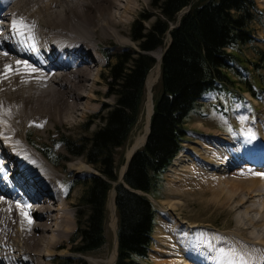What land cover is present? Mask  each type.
<instances>
[{"label":"bare ground","instance_id":"6f19581e","mask_svg":"<svg viewBox=\"0 0 264 264\" xmlns=\"http://www.w3.org/2000/svg\"><path fill=\"white\" fill-rule=\"evenodd\" d=\"M139 1L0 0V73L5 64L15 67L17 60L27 61L37 69L36 72L21 69L10 73L7 79L0 75V154L9 157L10 166L6 170L7 165L3 163L4 160H0V195L5 196L0 200V264H49L54 249L61 243L50 232L58 230L67 234L71 217L60 199L55 200L52 195L48 198L50 190L54 191L63 180L52 171V162L41 153L36 142L28 139L27 132H48L52 126L60 124L77 127L85 124L83 118L88 115V111L95 113L97 109L92 107V103L99 100L95 85L100 81L95 75V66L101 69L97 51L101 49V43L111 38L120 40L116 28L128 20L127 15L134 12ZM19 17L34 22L35 27L25 31L24 35H16L11 31V21ZM4 52L8 55H4ZM103 52L104 49L98 54L103 55ZM162 53L163 50L152 51L156 63L145 80L146 131L130 145L119 176L126 168L127 158L146 139L154 103L151 90L159 78ZM22 136L24 138L21 141ZM259 137L264 140L262 125H259ZM216 138L222 143H201L197 149L190 148L191 154L180 151L170 164V170L191 173L194 179L195 174H199L197 171L205 173L207 182L204 181V186L195 185L193 189L190 188L192 186L186 189L200 194V202L205 206L213 203L232 210L243 206L245 212H261L264 217V175H255L253 178L254 173H250L244 179L236 177L237 174L232 171L230 173V169L242 165L250 166L249 171L264 173V147L261 141H257L252 149L241 151L237 144L234 149L231 146L233 142L222 136ZM27 158L35 161V165ZM69 165L78 173L87 170L81 164ZM186 181V177L182 178L180 188H177L179 191L186 188ZM254 197L262 205L256 202L259 206H246L245 203ZM26 198L36 203L37 211L24 204ZM114 199L115 190L112 188L108 203L116 221ZM18 203L27 206L23 210L31 223L21 214ZM52 205H57L55 218L52 217ZM254 220L247 217V222L257 224V220ZM114 224L117 226V221ZM64 226L65 229L62 228ZM238 229L244 233L249 228L238 222ZM259 242L264 245V237ZM181 246V253L186 256L183 257L184 261L181 259L183 264H218L213 253L202 246ZM152 250L160 251L158 248ZM116 254L115 227L114 249L106 259L95 263L114 264Z\"/></svg>","mask_w":264,"mask_h":264},{"label":"trees","instance_id":"16d2710c","mask_svg":"<svg viewBox=\"0 0 264 264\" xmlns=\"http://www.w3.org/2000/svg\"><path fill=\"white\" fill-rule=\"evenodd\" d=\"M152 4L160 11L153 23L149 27L133 25V39L139 42L141 51L124 53L108 63L114 86L111 93L117 98L107 109L102 124L81 144L61 137L69 152L85 155L87 162L101 171L86 181L80 197L85 209L78 210L71 237L75 244L72 251L86 254L106 243L107 197L118 180L115 149L126 143L139 118L145 80L156 62L149 52L162 46L170 31L171 42L163 55L159 86L154 92L149 134L131 157L124 182L115 185L118 255L114 264H141L140 259L148 256L155 207L147 195L131 188L154 194L161 174L183 147L188 133L186 118L198 100L211 91L229 90L236 82L255 97L264 89V79L261 86L251 81L248 67L236 49L255 40L250 24L262 14L256 0H153ZM188 5L190 9L179 24L169 29L180 10ZM261 53L262 56L264 51ZM251 63L256 69L261 67L258 62ZM230 73L238 79L234 80ZM37 146L54 165L59 164L54 148ZM72 257H64L61 264H89L83 258Z\"/></svg>","mask_w":264,"mask_h":264},{"label":"rangeland","instance_id":"374dc122","mask_svg":"<svg viewBox=\"0 0 264 264\" xmlns=\"http://www.w3.org/2000/svg\"><path fill=\"white\" fill-rule=\"evenodd\" d=\"M152 2L153 0H140L134 12L127 15L128 20L118 25L116 29L119 30L120 40L111 38L108 42L100 44L99 49L100 47L101 49L97 51L96 57L100 61L101 69L98 70V66H95L96 74L94 73L100 80L95 85L98 90L99 100L92 103V107L95 110L97 109L95 113L88 111V115L83 118L85 124H80L77 127L75 125L73 128L60 124L52 126L48 132H41V130L38 133L31 130L27 132L29 140L35 141L38 145H50L55 149V153L59 155V166L53 164L51 169L63 181L59 186H56L54 191L50 190L48 198L52 195L54 199H60V203L63 204L65 211H67L66 213L71 217V224L67 234L58 232V230L50 232L52 235L54 233V237L57 238L56 241L59 239L58 242L61 243L60 246L54 249L55 253L52 255L49 264H61L66 256H73V260L78 257L83 258L89 264H96V261L106 259L115 247L116 225L114 223L117 221V212L115 209V221L108 203L109 191L106 210V243L86 254L75 253L71 249L75 245L71 241V237L76 228L77 212L79 209H85L81 205L80 197L86 188V181L94 174H101V171L97 165L87 162L85 155H76L69 152L61 143V137L72 138L78 144H81L102 124L103 116L107 109L115 104L117 98L114 93H111L114 90V86L111 83L112 78L110 77L108 63L114 62L117 57L124 53L141 51L139 42L133 39V25L142 23L145 27H149L153 23L160 11ZM256 2L262 10V14L250 24L255 40L236 49L244 60L242 63L248 67V75L251 81L254 82V85L261 86L260 81L264 79V53L263 57L261 56V51H264V0H256ZM144 16H148V18L143 19ZM168 41V34H166L164 44L154 51L163 50ZM103 49V55L98 54ZM149 54L153 56L152 51ZM107 56L112 58L107 60ZM92 58L96 59L95 56ZM252 61L258 62L261 67L256 69L252 65ZM230 76L234 80L238 79L232 73H230ZM158 86L159 79L152 86V98L154 92L158 90ZM146 90L145 86L139 118L130 132L128 140L123 146L115 149L114 156L118 176L121 167L125 163L126 153L130 145L139 135L146 131ZM241 117H247V119L242 120ZM259 125L264 127V89L261 90L259 97H255L249 90L244 88L242 83L236 82V86H231L229 90L211 91L198 100L197 105L186 118L185 127L188 133L182 141L181 152L191 154L190 148L197 149L201 143H211V141H213V144H215L214 141L222 143L216 136H222L229 142H233L231 146L236 149L238 145L241 151L252 149L257 141H261L264 147V140L259 137ZM248 129L257 134V139L251 143L245 142L244 134ZM23 138L24 136L20 140L22 141ZM28 161L35 165V161L29 159ZM72 163L74 165H84L87 170L78 173L70 168L69 164ZM171 165L161 174L154 194H150L155 207L153 239L148 256L140 259V262L142 264H183L181 259L183 260V257L185 258L186 256L181 253L180 248L182 247L181 245L187 244L188 247L198 245L211 251L216 260H218V264H264V245L259 242L264 237V217L262 213L257 211L245 212L246 210L243 206L237 210H232L227 206L220 207L213 203L205 206L202 204L203 202H200V194H195L192 191L196 187L195 185L204 186V181L207 182L205 173L197 171L199 174H195L194 179L193 175L188 172L186 173L187 175L182 171L179 173L172 172L170 170ZM248 169H251V167L242 165L241 167L230 169V173L232 171V173L237 174L236 177L244 179L248 178L251 175L250 173H259L256 170L249 171ZM215 173L218 172L215 171ZM255 175L258 177V174H254L253 178ZM185 177L187 178L185 185H188L179 191V183ZM188 187L192 189L186 190ZM256 198L254 197L246 202V206L250 204L261 206V202L257 201L258 198ZM2 199L3 196L0 195V200ZM256 202L259 205L255 204ZM52 207L54 208L52 217L55 218L58 212L57 205H52ZM247 217L255 219L254 221L257 220V224L247 222ZM238 222L249 228L246 229L247 232L243 233L238 229ZM192 224L196 225L192 226ZM58 227L60 228L61 226ZM62 228L65 229V226ZM153 248H158L160 251H153ZM221 249H223V252L220 251Z\"/></svg>","mask_w":264,"mask_h":264},{"label":"snow or ice","instance_id":"6c2138e0","mask_svg":"<svg viewBox=\"0 0 264 264\" xmlns=\"http://www.w3.org/2000/svg\"><path fill=\"white\" fill-rule=\"evenodd\" d=\"M34 27H35L34 22H28L23 17H19L11 21V31L15 33L16 35H24L25 31H31ZM4 55H8V53L4 52ZM21 69H23L26 72H36L37 71V69L34 68L27 61L17 60L15 67H13V65L11 64H5L2 70V73H0V75H2L4 79H7L10 73L19 72ZM241 119L246 120L247 117H241ZM38 126L42 127L43 125H38ZM244 135H245L246 143H251L252 141H255L257 139V134L251 129L246 130ZM254 174L264 175V173H254ZM17 207L21 208V214L25 216V218L28 220L29 223H31L30 217H28L27 213L23 210L24 207H27V206H21L18 203ZM220 251L223 252V249H221Z\"/></svg>","mask_w":264,"mask_h":264},{"label":"water","instance_id":"95a60500","mask_svg":"<svg viewBox=\"0 0 264 264\" xmlns=\"http://www.w3.org/2000/svg\"><path fill=\"white\" fill-rule=\"evenodd\" d=\"M189 8H190V6H188L185 10H183L182 14L186 13L187 11H189ZM182 14H181V15H182ZM181 15H180V17H181ZM180 17H179V20H180ZM179 20H178L177 24H175V26H177V25L179 24ZM172 27H174V25L171 26V28H172ZM170 42H171V35H170V40H169L167 46H166V47L164 48V50H163L162 58H163V55H164V53H165L167 47L169 46ZM162 58H161V62H162ZM160 72H161V65H160ZM159 75H160V74H159ZM152 113H153V109H152ZM150 119H151V117H150ZM149 131H150V121H149V128H148V131H147V134H146V139H147V135H148ZM146 139H145V141H146ZM145 141H144L143 145L145 144ZM137 149H138V148H136L135 150H133V152H132V153L130 154V156L127 158V160H126V168H125L124 172L122 173V175H121L120 178H119V181H120V182H121V181H124V179H123L124 174H125V172H126V170H127V168H128V165H129V162H130V160H131L132 155L134 154V152H135ZM134 190H135V189H133V191H134ZM115 194H116V190H115ZM147 196L150 197L149 194H147ZM150 198H151V197H150ZM116 240H117V246H118L117 231H116ZM117 253H118V252H117ZM116 258H117V254H116Z\"/></svg>","mask_w":264,"mask_h":264}]
</instances>
